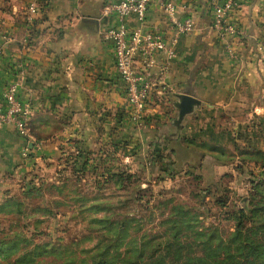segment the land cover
I'll list each match as a JSON object with an SVG mask.
<instances>
[{"label": "rangeland", "instance_id": "obj_1", "mask_svg": "<svg viewBox=\"0 0 264 264\" xmlns=\"http://www.w3.org/2000/svg\"><path fill=\"white\" fill-rule=\"evenodd\" d=\"M154 115L140 124L115 117L96 146L68 136L52 165L29 154L28 170L3 175L0 204H12L0 209V240L11 248L0 264L35 244L46 246L31 264H88L107 244L104 259L114 264H173L176 244L179 262L216 254L211 248L220 254L240 214L244 227L264 216L252 212L264 205V121L215 144L184 137L177 116L173 131ZM50 116L35 124L38 138L61 129Z\"/></svg>", "mask_w": 264, "mask_h": 264}, {"label": "crops", "instance_id": "obj_2", "mask_svg": "<svg viewBox=\"0 0 264 264\" xmlns=\"http://www.w3.org/2000/svg\"><path fill=\"white\" fill-rule=\"evenodd\" d=\"M108 1L0 0V82L21 80L18 94L30 103L33 139L27 142L12 125L0 127V184L3 175L13 177V170L24 172L34 163L24 161L25 146L30 157L38 155L50 166L68 136L78 146L92 148L103 125L115 117L128 118L112 47L102 37L111 22L104 13ZM209 2L176 0L178 15H192L194 29L176 44L165 75L169 90L147 110L168 118L173 131L179 129L172 123L177 116L182 134L194 142L219 144L221 137L250 131L257 120L264 121V0H236L231 16L245 34L227 42L211 29ZM146 21L168 31L154 4ZM161 102L167 108H158ZM52 114L62 120L61 129L38 138L35 124Z\"/></svg>", "mask_w": 264, "mask_h": 264}, {"label": "built area", "instance_id": "obj_3", "mask_svg": "<svg viewBox=\"0 0 264 264\" xmlns=\"http://www.w3.org/2000/svg\"><path fill=\"white\" fill-rule=\"evenodd\" d=\"M211 29L219 38L242 36L243 29L231 16L236 0H210ZM156 5L168 22V31L157 25L148 26L149 8ZM104 13L111 22L102 31V37L111 44L115 70L122 81L123 94L128 107V117L142 123L148 117V107L156 98L161 99L169 90L165 75L176 57V44L182 35L194 29L192 15H178L176 0H109ZM134 23L130 24L129 19ZM264 51V45L260 46ZM162 60H159V57ZM3 50L0 47V66ZM21 80L0 82V127L12 125L16 133L33 141L28 127L30 103L19 96ZM27 146L21 155L29 156Z\"/></svg>", "mask_w": 264, "mask_h": 264}, {"label": "trees", "instance_id": "obj_4", "mask_svg": "<svg viewBox=\"0 0 264 264\" xmlns=\"http://www.w3.org/2000/svg\"><path fill=\"white\" fill-rule=\"evenodd\" d=\"M12 204L11 200H7L5 203L0 204V209L6 205ZM252 210L254 214L257 212H264V205L254 207ZM238 217L235 223V229L231 236L224 242H221V248L224 250L220 254L216 248H211L210 252L216 254L204 253V257L194 256L184 259H178L181 253V245H175V258L173 264H243L248 262L250 264H264V216L258 221H252L250 227H244L242 223V214ZM124 228V227H123ZM17 235V234H16ZM46 244H35L32 248L24 249L17 257L13 259L15 264H31L33 263V257L39 254L38 248H45ZM105 252L97 254L91 259L88 264H114L111 260L104 259L106 253L109 251V244L106 245ZM160 245H158L159 247ZM210 246V245H209ZM170 247V246H169ZM168 247V248H169ZM11 247L5 246V242L0 240V253L6 252ZM9 252V251H8ZM12 255V254H11ZM10 261H8L9 263ZM126 263V262H125ZM123 263V264H125ZM126 264H155L154 262L137 261L131 263L128 261Z\"/></svg>", "mask_w": 264, "mask_h": 264}]
</instances>
